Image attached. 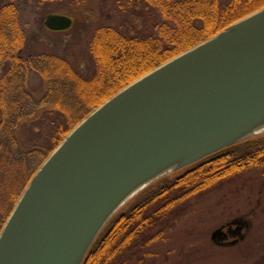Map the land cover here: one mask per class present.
I'll use <instances>...</instances> for the list:
<instances>
[{
  "label": "water",
  "instance_id": "obj_1",
  "mask_svg": "<svg viewBox=\"0 0 264 264\" xmlns=\"http://www.w3.org/2000/svg\"><path fill=\"white\" fill-rule=\"evenodd\" d=\"M44 25L64 32L72 20L53 14ZM261 135L264 7L131 82L78 123L6 219L0 264H83L108 222L151 184ZM225 235L218 229L211 240Z\"/></svg>",
  "mask_w": 264,
  "mask_h": 264
},
{
  "label": "trees",
  "instance_id": "obj_2",
  "mask_svg": "<svg viewBox=\"0 0 264 264\" xmlns=\"http://www.w3.org/2000/svg\"><path fill=\"white\" fill-rule=\"evenodd\" d=\"M89 1L6 0L0 5L1 152L8 155L4 150L8 141L13 147L33 148L21 151L20 159H11L10 169L0 179V231L42 163L90 112L131 82L264 7V0H229L227 4L220 0H102L122 13L131 10L147 20L155 17L153 34L132 36L111 26L95 28L89 43L90 76L59 54L24 53L26 32L20 14L27 6L49 16ZM31 78L37 81L32 88ZM24 133L27 137L21 145ZM28 157L31 162H26ZM263 167L264 137H258L157 182L108 222L83 264H128L134 258L141 262L143 249L161 238L162 228L174 219L180 204L220 181ZM156 228L161 229L153 232Z\"/></svg>",
  "mask_w": 264,
  "mask_h": 264
},
{
  "label": "rangeland",
  "instance_id": "obj_3",
  "mask_svg": "<svg viewBox=\"0 0 264 264\" xmlns=\"http://www.w3.org/2000/svg\"><path fill=\"white\" fill-rule=\"evenodd\" d=\"M5 2L6 0H0V5ZM228 2L229 0H220L221 4ZM57 14L71 18L72 28L65 32L49 31L44 25L48 15L37 12L31 6H27L20 14V22L26 32L24 53L59 54L88 76L93 69L89 43L95 28L111 26L129 35L141 36L153 34V25L156 22L155 17L147 20L141 14L133 15L131 10L122 13L116 5L109 2L105 6L102 0H91L77 6L76 9L71 7ZM36 84L34 78L29 80L30 88ZM25 134L20 138L21 145L27 137ZM8 142L10 143H7L8 147H4L8 155L4 156L0 147V179H3L10 169L13 161L11 159H20L21 151L33 149L13 147L11 142ZM30 160L28 157L26 162ZM30 162L28 164L31 165ZM34 167L32 165V168ZM185 171L171 174L158 181L171 179ZM175 212L174 219L171 218L168 222L170 224L162 228L164 233L161 238L143 249L145 254L143 260L137 262L134 258L128 261V264H264V167L253 168L243 172L239 177L218 182L211 189L180 204ZM239 216L253 220L246 240L231 248L215 246L211 241L212 233ZM159 229L161 228H156L153 232Z\"/></svg>",
  "mask_w": 264,
  "mask_h": 264
},
{
  "label": "flooded vegetation",
  "instance_id": "obj_4",
  "mask_svg": "<svg viewBox=\"0 0 264 264\" xmlns=\"http://www.w3.org/2000/svg\"><path fill=\"white\" fill-rule=\"evenodd\" d=\"M249 218V217H248ZM246 216H239L234 219L229 220L225 224L221 225L218 229H222V232L226 234L225 236H222V240H215L212 241V243L217 247L222 248H231L236 247L238 244L244 242L247 238L248 232L250 228L253 226V220L252 218L248 219ZM241 224H238V223ZM233 223H237L236 225H233ZM240 227V235L235 234L236 229ZM216 229V230H218ZM215 230V231H216ZM236 235V236H235Z\"/></svg>",
  "mask_w": 264,
  "mask_h": 264
}]
</instances>
